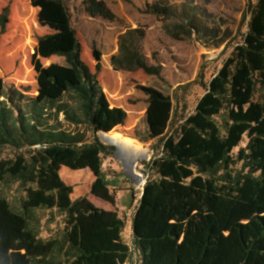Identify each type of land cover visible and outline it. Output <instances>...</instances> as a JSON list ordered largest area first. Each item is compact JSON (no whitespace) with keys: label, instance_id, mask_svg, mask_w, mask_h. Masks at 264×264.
<instances>
[{"label":"trees","instance_id":"16d2710c","mask_svg":"<svg viewBox=\"0 0 264 264\" xmlns=\"http://www.w3.org/2000/svg\"><path fill=\"white\" fill-rule=\"evenodd\" d=\"M249 2L243 41L207 84L201 82L205 94L181 123L174 120L178 92L187 87L173 91L169 129L155 143L152 160L142 162L156 177L149 176L141 192L129 248L88 250L80 216L83 200L71 199L59 171L61 165L89 166L97 184L113 186L103 163L114 158L115 148L98 134L102 53L93 49V72L79 42L54 52L75 75L60 96L38 98L0 79V264H87L107 252L123 255L127 264H264V0ZM85 5L91 17L116 18L103 1L86 0ZM8 12L0 16L3 30ZM145 12L162 18L173 40L197 36L211 39L218 49L232 34L209 27L211 15L191 3H153ZM145 36L140 28L121 32L111 65L117 72L142 71L165 81L162 65L150 64L143 51ZM245 138L248 143L240 148ZM16 185L13 205L7 191ZM47 214L61 221L44 237L50 228L44 223ZM125 218L114 225L119 233Z\"/></svg>","mask_w":264,"mask_h":264},{"label":"rangeland","instance_id":"374dc122","mask_svg":"<svg viewBox=\"0 0 264 264\" xmlns=\"http://www.w3.org/2000/svg\"><path fill=\"white\" fill-rule=\"evenodd\" d=\"M64 1V5H58L45 0H0V16L5 9L9 11L5 29L0 26V79L6 87L27 90L29 95L38 98L60 96L66 82L75 80V75L65 59L54 52L70 49L79 42L83 61L95 72L93 49H97L102 53L99 79L104 88L98 134L120 133L135 140L149 149L146 162L155 156V143L169 129L176 105L173 91L178 86L187 87L178 92L174 120L181 123L194 112L205 94L201 82L207 84L231 57L235 45L243 41L251 17L249 0H100L115 15L114 21L91 17L86 12V0ZM153 3H191L198 12L211 15L206 19L209 27L222 32L228 29L232 34L218 49L213 48L211 39L199 40L197 36L186 41L173 40L163 29V19L145 12L146 6ZM127 28L145 31L143 51L150 64L162 65L165 81L142 71L113 69L111 57L118 52V36ZM177 126L176 123L173 131ZM247 143L245 138L240 148ZM240 148L234 151L235 156ZM103 171L117 189L119 204L127 206L123 216L131 217L144 185L138 186L123 177L122 165L113 157L104 159ZM136 171L145 182L149 176L156 177L142 162ZM17 190L16 185L7 191L13 205H17ZM60 221L58 218L53 222L52 215L47 214L44 223H50V228L43 236L54 231Z\"/></svg>","mask_w":264,"mask_h":264},{"label":"crops","instance_id":"0c3cea01","mask_svg":"<svg viewBox=\"0 0 264 264\" xmlns=\"http://www.w3.org/2000/svg\"><path fill=\"white\" fill-rule=\"evenodd\" d=\"M111 131V130H109ZM60 174L65 183L71 188L73 201L83 200L80 206L83 226V243L89 251H118L123 246L132 245V219L137 204L131 211V217L123 216L128 210L126 205L119 204L117 194L112 188H104L97 184V173L92 167L71 168L60 166ZM80 183V186L76 184ZM127 213V212H126ZM126 219L123 232L114 228L117 221ZM87 264H127L121 254L107 252L87 260Z\"/></svg>","mask_w":264,"mask_h":264},{"label":"water","instance_id":"95a60500","mask_svg":"<svg viewBox=\"0 0 264 264\" xmlns=\"http://www.w3.org/2000/svg\"><path fill=\"white\" fill-rule=\"evenodd\" d=\"M99 137L103 144L115 148L114 159L122 165L125 176L138 186L145 185L146 182L142 180L141 175L137 174L136 168L140 162L149 159V149L145 147L147 152L141 153L124 141L113 139L104 132H101Z\"/></svg>","mask_w":264,"mask_h":264},{"label":"bare ground","instance_id":"6f19581e","mask_svg":"<svg viewBox=\"0 0 264 264\" xmlns=\"http://www.w3.org/2000/svg\"><path fill=\"white\" fill-rule=\"evenodd\" d=\"M109 137L113 138V139H120L122 141H124L126 144L132 146L135 150L141 152V153H146L147 150L145 149L144 146L136 143L135 140L125 137L120 133H114V134H107Z\"/></svg>","mask_w":264,"mask_h":264}]
</instances>
